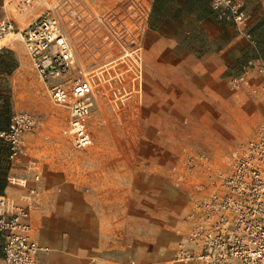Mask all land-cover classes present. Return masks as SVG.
<instances>
[{
  "label": "crops",
  "instance_id": "obj_1",
  "mask_svg": "<svg viewBox=\"0 0 264 264\" xmlns=\"http://www.w3.org/2000/svg\"><path fill=\"white\" fill-rule=\"evenodd\" d=\"M241 1L248 15L246 33L218 20L211 0H155L145 44L150 118L185 92L203 97L206 83L222 90L245 58L264 61V0ZM253 69L251 82H259ZM68 120L53 115L26 133L14 161L0 142V195L31 206L30 190L39 191L29 221L34 238L48 249L39 252L38 264H125L131 256L139 264H157L161 252L173 253L166 235L173 207L141 204L143 195L162 193L161 177L154 174L143 184L138 174L129 186L116 173L112 182L103 174L117 166L113 146L98 141L78 156L66 136ZM9 123L0 122V128ZM0 264H6L1 236Z\"/></svg>",
  "mask_w": 264,
  "mask_h": 264
},
{
  "label": "built area",
  "instance_id": "obj_2",
  "mask_svg": "<svg viewBox=\"0 0 264 264\" xmlns=\"http://www.w3.org/2000/svg\"><path fill=\"white\" fill-rule=\"evenodd\" d=\"M154 3L124 0L120 11L103 14L89 0H1L0 52L11 35L22 39L35 70L48 85L51 100L69 110L67 133L75 150L96 143L101 126L108 122L101 98H112L113 84L119 86L121 99L135 102L140 96L144 43ZM211 4L218 20L246 33L248 15L241 0H211ZM83 27L85 46L99 56L76 70L73 34ZM254 67L264 100V61H245L230 84L236 91L249 84ZM36 126V115L22 110L11 117L7 128H0V142L8 146L11 160L21 155L25 134ZM219 178L216 186L221 190L199 200L187 215L192 225L180 245L179 259L188 264H232L236 260L264 264V124L234 151L230 171L220 173ZM30 194L31 206L13 204L0 195L6 264H38L39 252L48 249L33 236L30 210L38 205L39 191L33 188Z\"/></svg>",
  "mask_w": 264,
  "mask_h": 264
},
{
  "label": "rangeland",
  "instance_id": "obj_3",
  "mask_svg": "<svg viewBox=\"0 0 264 264\" xmlns=\"http://www.w3.org/2000/svg\"><path fill=\"white\" fill-rule=\"evenodd\" d=\"M89 1L96 12L103 14L120 11L124 2ZM123 26L124 21L120 18V30L124 29ZM84 29L73 34L77 46L76 70L84 69L95 55L99 56L85 46ZM13 36L0 52V122L10 120L22 110H30L36 115V128L52 119L53 115L66 120L68 108L51 100L48 85L35 70L22 39ZM146 37L140 96L135 102L121 99L119 86L113 84L112 98H101L108 122L101 126L96 143L106 142L114 148L112 156L117 166H113L114 173L110 166L103 174L112 182L117 181L116 173L120 174V182L125 181L129 186L138 174L143 184H148V179L154 174L161 177L158 183L162 193L143 195L141 204L173 207L174 213L167 226L170 235L166 234L172 238L173 253L165 255L164 250L156 263L178 264L176 262H183L178 254L180 245L192 225L187 215L199 200L221 190L216 186L220 181L219 174L230 171L234 151L254 137L264 124V100L257 89L261 78L255 69L259 82H251L252 68L249 84L239 91L232 89L231 76L240 73L242 64L252 57L245 58L238 62L222 90L217 85L206 83L203 97L185 92L180 101L167 102L170 107L166 111L163 105L156 118H150ZM66 136L70 142L67 132ZM94 145L75 153L84 157ZM160 236L164 238L163 234ZM132 262L139 264L133 256L125 264Z\"/></svg>",
  "mask_w": 264,
  "mask_h": 264
}]
</instances>
